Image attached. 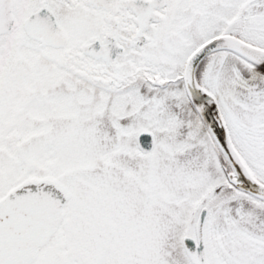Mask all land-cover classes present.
<instances>
[{"label":"snow or ice","instance_id":"6c2138e0","mask_svg":"<svg viewBox=\"0 0 264 264\" xmlns=\"http://www.w3.org/2000/svg\"><path fill=\"white\" fill-rule=\"evenodd\" d=\"M0 264H264V0H0Z\"/></svg>","mask_w":264,"mask_h":264}]
</instances>
